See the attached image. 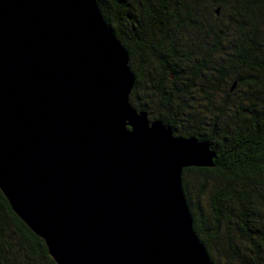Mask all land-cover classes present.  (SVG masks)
<instances>
[{
    "label": "water",
    "instance_id": "95a60500",
    "mask_svg": "<svg viewBox=\"0 0 264 264\" xmlns=\"http://www.w3.org/2000/svg\"><path fill=\"white\" fill-rule=\"evenodd\" d=\"M97 0H0V190L56 264H214L182 183L207 140L130 102Z\"/></svg>",
    "mask_w": 264,
    "mask_h": 264
},
{
    "label": "trees",
    "instance_id": "16d2710c",
    "mask_svg": "<svg viewBox=\"0 0 264 264\" xmlns=\"http://www.w3.org/2000/svg\"><path fill=\"white\" fill-rule=\"evenodd\" d=\"M97 3L129 52L132 106L217 153L182 176L211 260L264 264V0ZM0 264H56L1 190Z\"/></svg>",
    "mask_w": 264,
    "mask_h": 264
}]
</instances>
